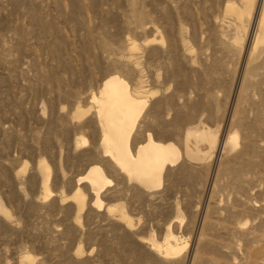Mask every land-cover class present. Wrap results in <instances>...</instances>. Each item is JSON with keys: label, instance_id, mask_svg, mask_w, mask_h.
Returning a JSON list of instances; mask_svg holds the SVG:
<instances>
[{"label": "rangeland", "instance_id": "rangeland-1", "mask_svg": "<svg viewBox=\"0 0 264 264\" xmlns=\"http://www.w3.org/2000/svg\"><path fill=\"white\" fill-rule=\"evenodd\" d=\"M263 24L264 0H0V264H264ZM116 74L147 102L132 150L180 151L160 187L103 151Z\"/></svg>", "mask_w": 264, "mask_h": 264}, {"label": "bare ground", "instance_id": "bare-ground-1", "mask_svg": "<svg viewBox=\"0 0 264 264\" xmlns=\"http://www.w3.org/2000/svg\"><path fill=\"white\" fill-rule=\"evenodd\" d=\"M255 40L256 43L264 41V24L263 31L257 34ZM129 85L127 80L120 75H112L103 82L99 94L93 95L92 100L96 104L102 128L101 141L104 153L114 160L130 180H135L150 190L157 186L160 187L165 165L176 163L180 157V151L175 144L156 141L151 134L147 136L144 143L137 146L135 152L132 150L133 131L147 102L145 98H138L137 92L134 94ZM237 137L236 134L230 135L227 140L228 145H235ZM47 178L46 174L43 180L45 192L49 188ZM83 180L89 183L94 193L93 204L100 206L102 203L100 193L110 184L111 180L106 177L100 166L91 167L78 182ZM80 190L74 191L70 198L77 202L81 211L85 204V195ZM167 254L173 255L171 252Z\"/></svg>", "mask_w": 264, "mask_h": 264}]
</instances>
